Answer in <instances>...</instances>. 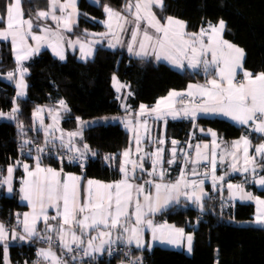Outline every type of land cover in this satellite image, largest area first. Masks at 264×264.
<instances>
[{
    "label": "trees",
    "instance_id": "trees-1",
    "mask_svg": "<svg viewBox=\"0 0 264 264\" xmlns=\"http://www.w3.org/2000/svg\"><path fill=\"white\" fill-rule=\"evenodd\" d=\"M7 2L0 0L2 13ZM129 2L80 0L79 22L67 32L94 43L93 59L74 50L68 51L67 60L62 61L48 49L41 50L26 63L27 96L24 98L16 96L15 85L5 78V74L16 69L17 63L11 41L0 38V113H4L0 116V169H6L17 158L19 143L26 147L36 143L61 147L46 144L43 133L35 127L34 110L55 107L64 100L67 110L63 113V127L71 131L82 129L74 143L89 157L85 176L114 180L121 173L122 152L131 146L129 131L121 121L114 119L125 113L112 82L114 74L129 84L131 93L127 101L133 109L141 103L155 104L171 89L185 88L190 82L203 84L208 81L211 73H206L203 68L181 70L167 62L132 57L123 48L107 46L102 35L103 26L94 22L92 17L106 18L105 6L125 14ZM134 2L131 0L132 4ZM47 4L48 0H23L25 16L34 18L37 11L47 9ZM154 13L161 22L169 16L185 20L190 33L197 32L203 24L223 19L226 22L225 37L246 52L245 67L253 73L264 72V0H164L163 8L155 7ZM4 27L5 23H0V28ZM13 108L18 111L11 117ZM192 127L191 121L169 120L167 150L173 146V140L178 141L179 146L184 144ZM197 127L215 130L228 143L242 136L249 137L254 146L264 140V134L220 117L200 118ZM85 144L87 150L83 147ZM105 157L112 159L106 160ZM261 162L257 159V163ZM48 163L81 171L79 165L68 160H49ZM259 173L264 174V169L261 168ZM259 194L264 197V189ZM218 195L216 200L207 198L202 209L180 203L155 216L157 220H167L193 233L192 255L156 245L152 251L132 250L130 257L138 258L142 253L144 264H264V224L253 222L255 204L221 206L220 200L223 199ZM25 208L17 193L8 196L0 189V220L6 226H18L19 215ZM200 212L204 213L203 219H198ZM56 222L58 220H48L51 225ZM36 230L33 239H18L10 244V264L33 260L38 248L45 247L47 237L53 234L57 238L54 230L46 227L45 221L38 223ZM55 250L64 257L62 250ZM120 259H123V253L117 252L109 262L101 260L100 264H118ZM0 264H4L3 243H0Z\"/></svg>",
    "mask_w": 264,
    "mask_h": 264
},
{
    "label": "snow or ice",
    "instance_id": "snow-or-ice-1",
    "mask_svg": "<svg viewBox=\"0 0 264 264\" xmlns=\"http://www.w3.org/2000/svg\"><path fill=\"white\" fill-rule=\"evenodd\" d=\"M76 0H65L64 3H60V0H48L47 9L39 10L35 14V19L37 21L46 20L51 17L52 20L57 22L59 26L60 23L64 24L65 28L70 27L72 22V12H68L67 15H63L65 10L72 8L75 10ZM156 6L163 8V0H135L133 12V4L130 2L126 5V11H128L133 17V20H128L119 12H115L108 6H105L104 10L109 15V21L113 17L117 19V26L124 30V24L134 23L135 29L132 32L133 43L128 44V51L133 52V44L137 42V35L140 31L141 21H146V26L143 30V39L139 41V47L141 51L135 52L134 54L140 56L144 53L145 41H153V35L149 34V28L154 29L156 34L155 43L159 46L160 51L156 53L157 59L168 60L173 65L178 67H184V61L187 60L188 66L191 68H197L201 64L204 67L205 72L210 70L214 71L217 78L208 80L205 85H189V91L187 95L189 97H199V102H195V99L190 100L188 105L184 104L182 99L183 93L172 91L169 93L168 97L157 101L154 108L148 109L146 105H140V112L138 116H143L146 112L155 113L157 119H162L165 116H171L176 118L178 116L191 117L195 119L198 113H219L224 116L230 117L234 121L241 125H249L257 133L264 134V72L258 74H253L249 71H243V79L237 81L236 77L238 74V69H242V59L244 56L243 49L223 40L222 33L225 30L226 24L223 19H220L217 24L208 22L207 27H201L198 33H187L185 31L187 25L184 21L177 20L174 17H166L165 22L161 23L159 19L156 18L154 12H152V7ZM57 10L61 15H56ZM143 13V15H142ZM6 24L4 28H0V38L5 40L11 38L13 49L19 53L20 47L26 43L27 35L31 34L33 28V20L23 19V9L22 0H8L4 5L3 15L0 16V23ZM121 21L123 23H121ZM25 25L27 26V32H25ZM39 28V24H37ZM108 28L111 31L112 25L108 23ZM44 33L51 32L50 28L41 29ZM55 34V33H53ZM185 37H188L185 39ZM33 40L37 42V47L29 50L28 53L24 55L17 54L16 59L19 64L20 61L27 59L32 52L39 50V44L41 41L47 39L46 35H32ZM205 40L207 42H205ZM119 42V41H117ZM115 47V44L111 45ZM55 51V48L53 49ZM81 51L83 52V46H81ZM61 60L65 57L62 52H56ZM92 53L89 51L85 54L90 56ZM211 55V59H206L208 55ZM83 58V57H82ZM20 80L17 82V87L21 89L18 92L19 95H24L23 89L26 87L23 83V72L26 69H20ZM14 73L9 72L7 74L8 79L14 78ZM113 85L119 91L126 85L119 84L117 78L113 76ZM193 89L195 91H193ZM177 98H181L179 103L181 104L180 110H177L175 103ZM59 104L65 110L67 106L65 101L60 100ZM18 111L17 108L12 109L11 117H14L15 113ZM41 109H37L34 115H39ZM4 113H0V116ZM55 119V117H53ZM79 120V118H77ZM43 121H41V124ZM125 126L129 127L132 125V121L125 119ZM22 127V126H21ZM52 128L53 126H49ZM143 128L145 133L149 132L147 120L143 122L137 120L136 127H132L130 130L135 133L134 140L136 144V153H142L143 149L140 147L142 143V136L140 135L139 129ZM211 131V130H209ZM51 133H49L50 135ZM215 137V133H211ZM69 137H76L81 135L80 132H72L68 134ZM55 137H53V140ZM61 146L66 148L68 152L78 154L82 159L84 154L81 152L80 148L72 143L69 139L67 144L63 142V135L60 137ZM47 142V141H46ZM24 143H30V141H24ZM158 145L164 144L163 139L156 141ZM178 141H172V159L167 161L168 164L175 163L176 158V145ZM84 149H88V145H83ZM205 148L208 145H204ZM219 145L215 140L212 142V153H211V166H212V179L213 181H223L224 177H217L215 175L216 170V148ZM232 149L230 155L233 158V163L231 164L232 171H242L244 173H253L255 179L256 169H264V143H260L254 146V154L249 153V148L252 147L251 140L247 136H242L239 140L234 141L232 144ZM242 148L244 156V167H238V160L236 159L237 152ZM37 151H42V149H37ZM163 148L157 147L153 153H145L141 155L138 160L131 158V149H126L123 153V160L120 163L119 171L122 173V179L114 183H102L99 181L88 180L87 188L84 190L83 197L81 196L80 188V177L69 175L63 181L60 180V173L51 168H41L39 162L36 165L35 171H29V166L24 164L23 167L27 172L29 177H36L34 180L24 181V186L21 187L20 191L23 193L22 199L27 200L33 207V221L29 225L28 214H24L23 226L25 235H17L15 230L12 232L11 239H30L31 237L37 235L36 231V220L43 216L46 227L49 230H53V225L48 223V220H58L57 234L61 243V246L69 253L74 251L72 245L75 244L76 248L79 249L84 243L83 236L85 234H90V231H97L98 236H90L87 241V247L83 249V254L85 256L91 255L92 252L103 251V246L105 244H110L112 230L122 229V233L117 239L124 240L127 244H132L135 242L136 246L142 248L143 245V229L147 226L151 229L153 233V239H160L161 242H167L169 244H179L180 237H183V229H176L174 227H169L168 225H157L153 226V222L150 219H146L147 213L145 212V207L148 213L160 211L162 207L167 205L174 198L168 195L164 198L163 204H160V192L162 189L171 193L175 190L179 193L181 183H184L185 187H192L193 189L200 187L201 195H196L195 191L191 195L188 192L183 194L194 203L199 204L202 199L203 191L202 185L203 180L197 181L193 180L190 183L185 182L184 173L182 171L181 178L175 183L162 184L155 183L154 181H145L147 184H154L156 189L155 204L151 194L144 196L145 204H141L139 199L135 200V212L129 213L128 209L130 204L133 202V191L137 195L144 192V186L140 184H133L132 180L135 179L136 170L139 168L144 170V159L145 156L151 158L152 170L148 172V175H159L161 180L164 177L163 170L157 172V166L164 162L163 159ZM197 156L200 157V146H196ZM95 155V153H93ZM187 158V153L185 154ZM261 158V163H257L256 157ZM76 156H73L75 159ZM204 160L208 159V156L201 157ZM105 159H112V157H105ZM223 161L224 157H220ZM196 164L197 161H192ZM130 166V167H129ZM13 167L9 166L7 168V176L0 181V184H7L8 191L12 192L11 187V176L13 173ZM43 174V175H42ZM192 175H198V173L193 169ZM255 183L264 186V176H260L255 179ZM229 190L236 189L240 194L241 200H255L257 204L256 213V223H264V199L260 197H254L251 193L243 191L241 185L228 184ZM233 192V196L237 194ZM178 199V197H176ZM45 201H47L49 206H55L57 208V215L49 218L45 215ZM62 202L63 210L60 211ZM37 204L39 205V211L37 212ZM202 207V206H201ZM134 215L135 219H132ZM59 218V219H58ZM19 223V221H18ZM77 230L80 235H77ZM167 230L169 235L166 237L164 231ZM157 232L161 235L157 237ZM123 233H128L125 237ZM175 234V238L173 236ZM70 235L71 240L66 239V236ZM107 237L108 239H105ZM99 238L101 243L99 246L94 247V241ZM51 241V237H47ZM188 241V250L191 251V241L192 236L188 235L186 237ZM7 240H8V229H6L3 223H0V243L4 244V264H9L7 260ZM109 251L111 248L109 246ZM45 261H49V264H66L62 261L54 251H52L51 245L48 249H40L37 253ZM76 257L73 256V259Z\"/></svg>",
    "mask_w": 264,
    "mask_h": 264
},
{
    "label": "crops",
    "instance_id": "crops-1",
    "mask_svg": "<svg viewBox=\"0 0 264 264\" xmlns=\"http://www.w3.org/2000/svg\"><path fill=\"white\" fill-rule=\"evenodd\" d=\"M64 2H65V0H60V3H64ZM79 4H80V0H76L75 10H73L72 8H68L65 10V13L63 14L66 16L68 12L73 13L72 22L70 24V27H68V28H65L63 23H60L58 26L57 22L52 20L51 17L47 18L46 20H41V21H37L35 19V17L31 18L33 20V28L31 30V34L27 35L26 43L22 47H20L19 53L17 51H14V49H13L14 59L16 60V63H17L16 69L14 71H12L15 74L14 78L10 80L7 77L8 73L5 74L6 80L11 82L13 85H15L16 96H18L17 95L18 92L21 91V89L17 87V82L20 80V71H18V67L20 69H26V71L23 72V83H24V85H26V87L23 89L24 95L18 96L20 98H24L27 96L26 76L28 75V69L26 68V63L43 49H48L57 58H59V56L56 54V52H62L64 57H65L62 61L67 60L68 51H74V50H79L84 57H85L86 53L91 51L92 54L90 56H86V58L93 59L95 52H96V47H95L94 43H92L89 40H86L84 38H81V37H77V36L73 37V36L69 35L67 32V30H69L73 25H76L79 22V14H78L79 13V9H78ZM134 4L135 3H133V9H132L133 12L135 11ZM163 5H164V0H163ZM155 7L156 6L152 7V12H154ZM156 8H159V7H156ZM22 9H23V19H25V20L30 19V17L28 18L25 16L23 0H22ZM127 13H129V12L127 11ZM2 15H3L2 9L0 8V16H2ZM56 15H58V16L61 15L59 10H57ZM124 15H122V16H124ZM142 15H143V13H142ZM92 18H93L94 22H97L101 26H103L104 30H106V29L109 30L108 23H111L112 26H115L118 28L117 33L121 30L120 27H118L117 25H115L113 23V20H114L113 18H115V21H116V17H113L112 20L109 21L108 13H107L106 18H98V17H92ZM130 18L132 20L134 19V17L131 14H130ZM174 18L177 20L184 21L186 23V21L183 19H180L178 17H174ZM164 22H161V23H164ZM217 23L218 22H215L213 24H217ZM5 24H6V18H5ZM37 24H39V28L37 27ZM207 24L208 23L201 25L200 28L201 27L206 28ZM225 24H226V22H225ZM186 25H187V23H186ZM140 26H141L140 28H142V29H140V31L137 35L136 45L133 44V52L130 53L128 51V47H120V48L125 49L130 56L138 57V58L152 57L156 60H159L162 62H167L170 65H172L178 69H181V70L186 69V68H190L192 70H198L200 68L204 69L202 64L197 68L189 67L187 60H185L183 62L184 67L181 68V67H178L176 65H173L168 60H165L163 58L157 59L156 53L160 51L159 46H150L151 42H148V41H145V48H144L145 54H142L140 56L135 55L134 54L135 52L141 51V49L139 47V41L143 39V35H142L143 33L142 32L146 26V21H141ZM35 27H37V28H35ZM43 28H50L52 31L48 32V33H44L43 31H41V29H43ZM200 28H199V30H200ZM225 29H226V27H225ZM199 30L195 33H198ZM27 31H28L27 26L25 25V32H27ZM185 31L187 33L191 34L187 30V27H186ZM149 32L152 33L154 36L159 35V34H156L155 30L151 29V28H149ZM53 33H55V34H53ZM37 34L38 35H46L47 39L40 42L38 51L32 52L28 56L27 59L20 61L18 64L17 59H16L17 54L24 55V54L29 52L30 48L34 49L37 47V42L31 38L32 35H37ZM187 38L188 37H185V39H187ZM222 38H223V40L228 41L229 43L243 49V51H244V56H243V59L241 61L243 67H242V69H238V74H237L236 80L237 81L240 80L239 78H240V76L243 75V71H249V72L253 73L251 70H249L245 67L244 63H245L246 52H245L244 48L241 47L240 45L235 44L233 41L227 39L225 37V30L222 33ZM9 40L11 41V38H9ZM106 42H107V44H106L107 46L112 47L111 45L115 44V47H118L116 41H111L110 39H106ZM205 42H207V41L205 40ZM11 44H12V41H11ZM81 46H83V52L81 51ZM115 47H112V48H115ZM12 48H13V44H12ZM54 48H55V51L53 50ZM206 59L210 60L211 55L209 54L206 57ZM210 73H211V75L208 78V80H211L213 78L218 79V77L215 76L214 71L210 70ZM253 74H258V73H253ZM112 82H113V79H112ZM205 84L206 83L200 84L197 82H190L185 88L169 90L165 95L160 96L157 99V101H160L163 98L168 97L170 92L175 91V92H179V93L184 94L182 99L184 101V104L188 105L190 100H193L195 98H199L198 96L193 98V97H189L187 95V92L189 91V85H205ZM121 85L127 86V87H123L121 92L117 91L116 87H114V88H115L117 97L119 98V100L122 103L123 112H125V113L122 114V116L120 115V116L115 117L114 119L115 120L118 119V121H121L123 127H125L130 133L131 146L129 148L132 151L131 158L139 161V157L141 155H144L145 153H153V152H155L157 147H161L164 150L163 151L164 162L161 165L157 166V172H159L160 170H163V172H164V177L162 180L159 177V175H153V176L148 175V172H150L152 170L151 158L148 156H145V159L143 161L144 170H141L139 168L136 170L135 179L132 180V183L143 185L144 186V192L142 194L137 195L135 190L133 191V202L129 206V209H128L129 213L135 212V200L137 198L139 199V201L142 205L145 204V201H144L145 195L151 194L152 199H153V203L155 204L156 189L154 187V184H147V183H145V181H154L155 183H162V184L175 183L178 179L181 178L182 171L184 173L185 182L190 183L191 181L195 180V181H197V184H199L200 180L204 181V183L202 185L203 195H202V199L199 202V204L194 203L192 200H189L183 193L188 192L189 195H191L193 193V191H195L196 195H201V188L197 187V188L193 189L192 187H185L184 183H181L179 193H177L175 190L171 191V193L167 192L164 189L161 190V192H160V197H161L160 204H163L164 198L168 195H171L174 199L172 201H170L167 205L162 207L160 211L148 213L147 208L145 207L144 210L147 213L145 218L152 220L153 226L168 225L170 228L174 227L176 229H183L184 235H183V237L179 238L180 243L178 245L177 244H169L167 242H161L160 239L154 240L153 239V233H152L151 229L148 228L147 226H144L143 235H142L144 246L142 248L137 247L135 242H133L132 244H127L124 240L117 239V237L121 235L122 229H116V230H112L110 244H105L103 246V251L92 252V253H94L98 256H101L102 254H104L105 251H107L106 249L111 245H115V246H119V247L124 246L127 248L128 251L126 253L121 252V253H123V259H120L118 264H133L139 258L144 259V256L142 255V253H140L138 255V258H133V257L131 258L129 254L132 250L152 251L156 245H161L162 247H165V248L183 251L188 255H192V253H193V240H194L193 233L190 231H187L184 227L178 226V225H176L172 222H169L167 220H157L155 218V216L158 215L160 212H162L164 210H168V209L172 208L173 206H176L177 204H180V203L186 207L193 206L196 209H202L203 202L208 198L209 190L211 188H215V187L219 190L220 197L225 201L226 204L230 205L231 207L235 206L237 203H254L255 204V212H254V216H253L254 217L253 222H255L256 213H257V204H256L255 200H241L240 194L237 192V190L235 188L232 190H229L228 184L241 185L244 192L251 193L254 197H260L261 199H264V197H262L259 194V191L263 190L264 186H261V185L255 183V179H258L260 176H264V174H261V173L257 174L256 173L255 179H254L253 173L251 171L249 173H244L242 171H232L231 164L233 163V158L230 155V153H231V151H233L231 146H232L234 141L229 142V143L226 141H223L221 139V137H219L217 132L211 128L197 127L198 120L200 118H203V117L204 118L220 117V118H224V119L230 121L234 125L248 126V127L252 128L251 122L249 125H241L238 122L231 119L230 117L224 116L222 114H219V113H203V112L198 113L197 116L195 117V119H193L191 117H184L182 115L176 117L175 119L172 118L171 116H165L162 119H157L156 114L150 113V112H146L143 116H138V113L140 112V105H146L147 108L150 110L156 106L157 101L153 105L141 103L136 109H133L127 101V98L129 96V94L131 93L130 88H129L130 86L128 83L123 82L122 80H121ZM193 91H195V90L193 89ZM180 99L181 98H177L176 103H175V107L177 110H180V108H181V104L179 103ZM65 104H66V102H65ZM66 106H67V104H66ZM15 107H17V105H15ZM56 107H61L59 102L56 105ZM56 107H48L47 110L52 112V111H54V109ZM64 111H65V109H64ZM125 119L131 120L132 125H130L129 127H126L125 123H124ZM137 120H139L141 122H143L144 120H147V124H148V128H149L148 133H145L143 128L139 129L140 135L143 138L142 143L140 145V147L143 149L142 153H136V151H135L136 144H135V140H134L135 133L130 130L132 127H136V121ZM169 120H185V121L189 120L192 122V125H193V127H192L193 129L191 130V132H190L187 140L184 142V144H182L181 146H179L177 144L175 146L177 149V152H176L175 163H172V164H168L167 161L169 159H172V148H173V146L169 150H167L166 144H165L167 139H168L166 131H167ZM61 121H63V115L62 114H61ZM209 130H211V131H209ZM212 132H214L216 134L215 137H213V135L211 134ZM258 134H261V133H258ZM240 138H238L237 140H239ZM159 139H163L164 144L158 145L156 143V141ZM213 140H215L216 143L219 145V147L216 148L215 175L217 177L223 176L224 177L223 181L217 180L214 182L212 179L211 153H212V142H213ZM237 140H235V141H237ZM72 143L75 146H77L76 143H74V142H72ZM261 143H264V140ZM46 144H52V145L57 144V145L61 146V140H59V141L58 140L48 141V142H46ZM251 144H252V147L249 148V153L254 154V144L252 143V141H251ZM197 145L200 146V154H201L200 157L197 156V152H196V146ZM204 145H208V147L205 148ZM82 153H84V152H82ZM186 153H187V158L185 156ZM203 156H208V159L207 160L202 159L201 157H203ZM221 156L224 157L223 161H221V159H220ZM123 159L124 158L122 156V160ZM236 159L239 162L237 166L240 168H243L244 167V156H243L242 148L239 152H237ZM256 159H261V158L259 156H257ZM13 161L14 162H12L10 165H8L6 167V169H0L1 173H2V180H3L7 176V168L9 166L13 167L14 170H13V173L11 176V187L13 190H12V192H9L8 191V185L7 184H1V191H3L8 196H12L15 193H17L19 202L21 204H23L26 208L19 215L18 226L8 227L0 220V223H3L6 227V229H8L7 260L9 262V264H10V261H9L10 247L9 246L13 241L18 240V239H15V240L11 239L13 230H15V232L17 233L18 236L19 235H25L26 236L27 234L24 232V226L22 223L24 220V214L25 213L28 214L29 225L32 224L33 215H34L32 205L27 200L22 199L23 193L20 191V189H21V187L24 186V181L34 180V179H36V177H29L28 176L27 172L25 171V169L23 167L24 164H27L29 166V171H35L36 165L39 162V165L41 168H44V169L51 168V169H54L55 171L59 172L60 173L59 178L61 181L66 179L69 175L80 177L81 179L79 181V184H80V188H81V196L82 197L84 195V190L87 188V181L88 180L99 181L102 183H114V182L120 181L122 179V173H120L116 179L111 180V181H107V180H103V179H99V178H95V177H86L85 173H83V172L66 170L62 166H54L52 164H47V163L42 162L39 159H36V160H31V159L18 160V159H16ZM192 161H197V163L193 164ZM206 164H210V168H204V166ZM193 169H195V171L198 173V175H195V176L192 175ZM256 171H259V167L256 169ZM231 180H235L236 183L235 182L231 183L232 182ZM16 182L18 183L17 189H16ZM233 192H237V194L235 196H233ZM176 197H178V199H176ZM186 207H184V208H186ZM36 210H37V212L39 211V205L38 204H37ZM45 210H46L45 215H47L49 218L57 215V208L55 206H49L47 201H45ZM62 210H63V207H62V202H61L60 211H62ZM132 219L133 220L135 219L134 215L132 216ZM40 222H44L43 216H40V218L38 220H36V224H35L36 228H37L38 223H40ZM259 224H264V223H259ZM56 229H58V222H56V224L53 225V230H54V232L57 235V238L59 240ZM77 235H80V232L78 230H77ZM123 235L126 237L128 235V233H123ZM156 235H157V237H159L161 235V233L157 232ZM164 235L167 237L169 235V232L167 230H165ZM188 235L192 236L191 251L188 250V241L186 239V237ZM35 236L31 237L30 239H25V240H31ZM90 236H98V232L97 231H90V234H85L83 236L84 243L81 245L82 248L87 247V241L89 240ZM173 236L175 238V234H173ZM66 239H68L70 241L71 240L70 235L66 236ZM105 239H108V238L105 237ZM100 243H101V240L99 238H97L94 241L93 246L94 247L99 246ZM73 245H75V244H73ZM48 248L49 247H40V248H38V251L40 249H48ZM38 251H37V253H38ZM52 251H54L56 253V255L62 261L66 262V264H88L83 259H77L76 258V260H69L67 258H64L63 255L58 253L55 249H52ZM32 264H49V261L43 260V258L37 254V259Z\"/></svg>",
    "mask_w": 264,
    "mask_h": 264
},
{
    "label": "built area",
    "instance_id": "built-area-1",
    "mask_svg": "<svg viewBox=\"0 0 264 264\" xmlns=\"http://www.w3.org/2000/svg\"><path fill=\"white\" fill-rule=\"evenodd\" d=\"M240 80L243 79V75L240 76L239 78ZM200 98H195V102H199ZM189 121V120H187ZM253 129V128H252ZM18 150H19V154L17 156V158H15L14 160L18 159V160H24V159H31V160H36L39 159L44 163H48L49 160H58L59 162H62L64 160H68V162H71L73 164H77L80 166V172L85 173L86 171V165L89 162V157L88 155L84 154L83 158L81 159L80 156L78 154H74L71 152H68L67 150H65L64 148L61 147H55V146H45L42 144H34L30 147H26L24 146L22 143H19L17 145ZM37 149H42V151H37ZM73 156H76L75 159H73ZM204 168H210V164H206L204 166ZM257 174H259V171H256ZM231 183H234L235 180H231ZM236 183V182H235ZM219 194V190L215 187V188H211L209 190V194H208V198H211L213 200H216L218 198ZM220 205L221 206H229L230 205L226 204L224 200H220ZM204 218V213L200 212L198 215V219H203ZM197 224L195 223V226ZM51 241L47 240V242L45 243V247H49L51 245L52 249H60L64 252V257L67 259H71V260H76L77 259H83L84 261H86L88 264H100L101 260H105L106 262H109L111 260V258L117 253V252H124L126 253L128 250L126 247L124 246H115V245H111V251H109V247L106 249L107 251L104 252V254H102L101 256H98L94 253H92L91 255L85 256L83 254V249L82 247H80L79 249L76 248V245H72L74 251L72 253H69L67 251V249L63 248L61 246L60 240H58V238H56L53 234H51ZM73 256H75L76 258L73 259ZM37 259V254L36 256L33 258V260L29 261V260H25L24 264H32L36 261ZM145 261L143 258H139L137 259L133 264H144Z\"/></svg>",
    "mask_w": 264,
    "mask_h": 264
},
{
    "label": "rangeland",
    "instance_id": "rangeland-1",
    "mask_svg": "<svg viewBox=\"0 0 264 264\" xmlns=\"http://www.w3.org/2000/svg\"><path fill=\"white\" fill-rule=\"evenodd\" d=\"M121 14L124 15L123 13H121ZM124 17H127V19L130 20V21L132 20L130 18V13H125ZM113 19H114L113 20V23L115 25H117V19H116V21H115V18H113ZM121 23H123V22L121 21ZM135 27L136 26H135L134 23H126V24H124V30L123 31L120 30L117 33L118 28L115 27V26H112L111 31L108 30V29L103 30L102 31V35L106 39H110L111 41H116L118 47H128V44L129 43H133V41H132V32L135 29ZM140 29H142V28H140ZM149 34L150 35H153L150 32H149ZM155 39H156V35L155 36L153 35V41H151V45L150 46H158L155 43ZM117 41H119V42H117ZM136 43H134V44L136 45ZM149 58H152V57H149ZM114 76L117 78L119 84H121V80L119 78V75H117L115 73ZM119 91L121 92L122 91V88ZM47 108L48 107H37L34 110V114L36 113L37 109H41L42 110L39 113V115H34L35 116V127H36V129L40 130L43 133V138H44L45 142L46 141L47 142L48 141H52L53 140V137H55L54 140H58L59 141L60 140V137L62 135H63V138H64L63 139L64 144H67L68 141H69V139H71L72 142H74V139L76 137H78V136L71 137L70 138L68 134L69 133H72V132H80V133H82V129L75 130V131H71V130H66L63 127L62 121H61V114L63 115V113H64V108L63 107H56L54 109V111H52V112L48 111ZM53 117H55V119H53ZM103 118H105V117H103ZM103 118H99V119H103ZM41 121H43L42 124H41ZM100 121H102V120H100ZM85 124L86 123H82V125H85ZM49 126H53V127L50 128ZM49 133H51V134L49 135ZM42 145H44V144H42ZM61 148H63V147L61 146ZM64 149L67 150L66 148H64ZM255 224H259V223H255Z\"/></svg>",
    "mask_w": 264,
    "mask_h": 264
},
{
    "label": "water",
    "instance_id": "water-1",
    "mask_svg": "<svg viewBox=\"0 0 264 264\" xmlns=\"http://www.w3.org/2000/svg\"><path fill=\"white\" fill-rule=\"evenodd\" d=\"M261 168H259L260 170ZM2 180V173H1V170H0V181ZM0 189H1V184H0Z\"/></svg>",
    "mask_w": 264,
    "mask_h": 264
}]
</instances>
